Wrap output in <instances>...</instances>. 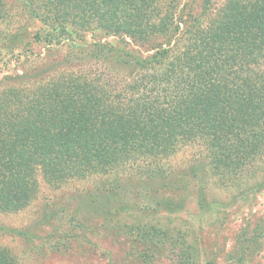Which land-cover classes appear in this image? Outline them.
Wrapping results in <instances>:
<instances>
[{"label":"trees","instance_id":"1","mask_svg":"<svg viewBox=\"0 0 264 264\" xmlns=\"http://www.w3.org/2000/svg\"><path fill=\"white\" fill-rule=\"evenodd\" d=\"M23 1L45 29L35 40L70 51L0 92V212L24 208L38 179L121 167L164 177L186 146L202 149L209 175L244 184L264 155V0ZM0 264L19 262L0 248Z\"/></svg>","mask_w":264,"mask_h":264},{"label":"rangeland","instance_id":"2","mask_svg":"<svg viewBox=\"0 0 264 264\" xmlns=\"http://www.w3.org/2000/svg\"><path fill=\"white\" fill-rule=\"evenodd\" d=\"M0 8L1 92L45 77L70 48L35 40L45 29L23 0ZM200 154L183 147L161 163L164 177L121 167L57 186L38 179L24 208L0 212V248L19 264H264V155L239 187L209 175Z\"/></svg>","mask_w":264,"mask_h":264}]
</instances>
